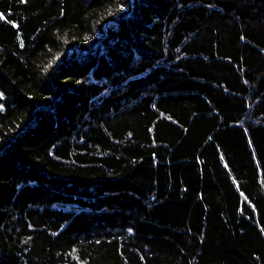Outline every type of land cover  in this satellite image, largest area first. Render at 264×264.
<instances>
[{
	"label": "trees",
	"instance_id": "1",
	"mask_svg": "<svg viewBox=\"0 0 264 264\" xmlns=\"http://www.w3.org/2000/svg\"><path fill=\"white\" fill-rule=\"evenodd\" d=\"M0 16V264H264V0Z\"/></svg>",
	"mask_w": 264,
	"mask_h": 264
},
{
	"label": "snow or ice",
	"instance_id": "2",
	"mask_svg": "<svg viewBox=\"0 0 264 264\" xmlns=\"http://www.w3.org/2000/svg\"><path fill=\"white\" fill-rule=\"evenodd\" d=\"M4 17L3 16H0V19H3Z\"/></svg>",
	"mask_w": 264,
	"mask_h": 264
}]
</instances>
